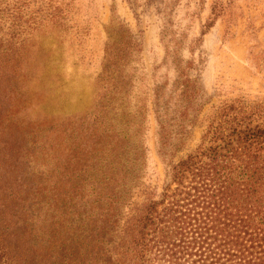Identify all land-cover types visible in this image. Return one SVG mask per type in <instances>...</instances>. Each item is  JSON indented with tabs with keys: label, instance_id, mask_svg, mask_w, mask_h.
<instances>
[{
	"label": "trees",
	"instance_id": "obj_1",
	"mask_svg": "<svg viewBox=\"0 0 264 264\" xmlns=\"http://www.w3.org/2000/svg\"><path fill=\"white\" fill-rule=\"evenodd\" d=\"M5 15L0 14V264H264L263 107L223 103L207 119L197 148L176 161L205 94L195 62L180 59L172 85L153 92L158 156L167 172L161 191L147 185L138 121L148 100L136 98L133 158L118 146L127 134H115L116 142L109 120L115 113L128 115L127 69L141 52L124 24L106 45L94 108L60 117L49 132L60 138L61 169L89 177V211L82 220L89 232L56 223L47 211V183L30 177L21 156L23 139L32 137L25 113L40 62L33 46L26 50L6 32ZM134 169L136 215L120 227L118 198ZM62 179L71 182L67 173Z\"/></svg>",
	"mask_w": 264,
	"mask_h": 264
},
{
	"label": "rangeland",
	"instance_id": "obj_2",
	"mask_svg": "<svg viewBox=\"0 0 264 264\" xmlns=\"http://www.w3.org/2000/svg\"><path fill=\"white\" fill-rule=\"evenodd\" d=\"M0 12L6 14V32L20 38L26 50L33 46L40 62L25 113L32 137L23 139L21 156L30 177L47 183L48 213L56 223L68 222L73 232H89L88 223L82 222L89 211V177H73L70 168L61 169L60 138L49 132L60 117L94 108L105 48L121 24L135 36L141 52L127 69L128 115L115 113L109 120L116 142L115 134H127L129 144L120 141L118 146L126 147L133 158L136 98L148 100L144 120L138 121L146 146L147 185L161 191L167 172L158 156L153 92L155 86L172 85L180 59L195 62L205 94L202 113L176 161L197 148L207 119L223 103L243 101L264 110V0H0ZM42 128L47 131L41 133ZM134 170L118 198L120 227L136 215ZM62 173L71 182L63 180Z\"/></svg>",
	"mask_w": 264,
	"mask_h": 264
}]
</instances>
